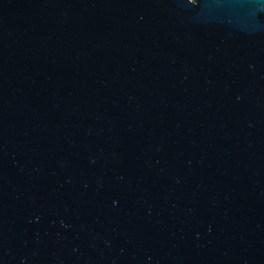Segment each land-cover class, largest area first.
<instances>
[{
    "label": "water",
    "instance_id": "water-1",
    "mask_svg": "<svg viewBox=\"0 0 264 264\" xmlns=\"http://www.w3.org/2000/svg\"><path fill=\"white\" fill-rule=\"evenodd\" d=\"M0 264H264V0H0Z\"/></svg>",
    "mask_w": 264,
    "mask_h": 264
}]
</instances>
